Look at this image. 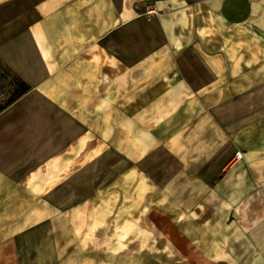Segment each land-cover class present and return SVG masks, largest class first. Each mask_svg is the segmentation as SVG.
I'll return each mask as SVG.
<instances>
[{
  "label": "crops",
  "instance_id": "obj_1",
  "mask_svg": "<svg viewBox=\"0 0 264 264\" xmlns=\"http://www.w3.org/2000/svg\"><path fill=\"white\" fill-rule=\"evenodd\" d=\"M0 264H264V0H0Z\"/></svg>",
  "mask_w": 264,
  "mask_h": 264
},
{
  "label": "built area",
  "instance_id": "obj_2",
  "mask_svg": "<svg viewBox=\"0 0 264 264\" xmlns=\"http://www.w3.org/2000/svg\"><path fill=\"white\" fill-rule=\"evenodd\" d=\"M233 157H234L235 159H239V158L242 157V154H241V152H239V151H235L234 154H233Z\"/></svg>",
  "mask_w": 264,
  "mask_h": 264
}]
</instances>
